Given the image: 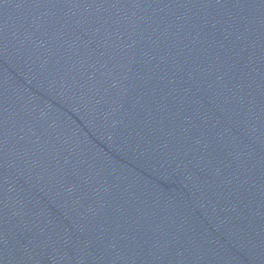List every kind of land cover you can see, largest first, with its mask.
<instances>
[{"label": "water", "instance_id": "95a60500", "mask_svg": "<svg viewBox=\"0 0 264 264\" xmlns=\"http://www.w3.org/2000/svg\"><path fill=\"white\" fill-rule=\"evenodd\" d=\"M0 264H264V0H0Z\"/></svg>", "mask_w": 264, "mask_h": 264}]
</instances>
